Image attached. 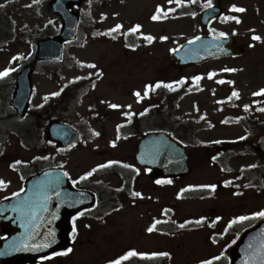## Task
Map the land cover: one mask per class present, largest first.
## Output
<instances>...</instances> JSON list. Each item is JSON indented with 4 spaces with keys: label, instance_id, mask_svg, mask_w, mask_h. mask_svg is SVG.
<instances>
[{
    "label": "rangeland",
    "instance_id": "1",
    "mask_svg": "<svg viewBox=\"0 0 264 264\" xmlns=\"http://www.w3.org/2000/svg\"><path fill=\"white\" fill-rule=\"evenodd\" d=\"M50 1L17 0L14 5L0 7V71L14 69L4 77L5 82L14 79L20 64L34 56L33 48L41 37L53 36L59 30L61 21L51 12ZM217 3L218 0H201L186 16H179L176 8L180 3L175 0L171 3L169 0H92L80 6L83 18L80 28L86 39L80 44H67L61 62L40 66L33 74L34 94L30 106L34 108L46 100L56 102L57 96L51 94L58 93L69 82L83 77L95 79L96 86L82 95L73 110L70 104H63L64 109L69 110L66 114L71 122L85 132L84 139L66 153L49 146L45 152L37 138L23 143L12 133L18 124L14 120L7 121L8 133L3 136L0 149V179L7 183L0 186V199L22 185L17 166L12 168L17 161L25 174L46 163L63 166L72 178L110 160L133 166L137 138H118L116 134V125L124 120V113L139 112L158 102L155 95L149 94L151 88H147L157 79L177 82L185 75L190 83L195 77H201L196 80L197 88L185 95L176 111L177 117L203 124L197 134L199 141L188 149L192 153L190 173L185 178L174 179L170 185L158 186L149 171L136 166L134 188L142 195L127 201L123 209L107 216L106 221L91 222L90 228L80 225L71 251L61 257L65 262L59 264H105L128 249L169 253L166 259L170 264H201L217 256L225 242H213L208 227L192 226L171 233L148 231L153 222L165 218L163 207L172 205L174 218L179 222L204 215L209 216V220L220 216L217 223L222 230L236 217L247 214L251 217L252 213L264 210V187L250 188L246 185L248 177L240 175L244 167L262 166L260 156L243 148H229L222 154L215 152L219 156L214 162L210 157L215 153L204 147L205 143L226 144L248 138L245 126L227 117L252 110L256 103L255 107H264V93H260L264 89V0L223 1L222 7L229 18L217 19L203 27L202 9ZM29 6L34 9L27 8ZM161 7L162 13L159 12ZM240 8L244 11H239ZM158 13L162 18L154 20L153 16ZM231 17H238L239 22ZM118 24L122 27L116 37L105 33L116 29ZM137 24L141 25L137 29L139 41L128 46L124 34ZM201 33L233 35L246 47L247 53L243 57L212 61L199 68L182 71L170 68L169 53ZM149 35L155 37L151 42L147 39ZM254 36L261 39L256 40ZM98 71L101 74L97 78L94 74ZM212 73L214 75H210ZM137 91L140 97L135 95ZM234 91L238 96L233 95ZM111 104L121 107L112 108ZM96 109L107 115L99 113L100 117H94ZM5 111L0 105V112ZM89 125L99 135L89 132ZM21 128L30 138L27 127L21 125ZM42 153L44 157H38L34 163L33 158ZM104 178L113 186L121 184L115 174ZM213 184L223 190L204 197L178 196L185 188L203 189L207 187L198 186ZM234 186L239 187L240 193ZM247 222L235 224V230ZM229 238L227 235L225 240Z\"/></svg>",
    "mask_w": 264,
    "mask_h": 264
},
{
    "label": "water",
    "instance_id": "2",
    "mask_svg": "<svg viewBox=\"0 0 264 264\" xmlns=\"http://www.w3.org/2000/svg\"><path fill=\"white\" fill-rule=\"evenodd\" d=\"M5 1L8 0H0V4ZM82 1L89 0H54L51 3V9L62 18L63 25L57 37L38 42L37 60L62 58L63 43L76 39L79 22L78 14L69 8ZM221 14L219 6L208 7L201 21L207 25ZM243 54L244 49L236 45L234 37L202 35L173 51L170 67L184 69L212 59ZM31 72L28 65L19 74L13 94L12 105L19 118L25 116L32 95ZM46 136L62 148L71 147L80 139L75 129L58 120L46 127ZM136 159L141 166L153 168L155 177L185 176L189 172L184 146L166 132L143 137ZM64 173L61 169L44 170L26 181L24 191L0 202V225L9 232L0 240L3 263L30 262L68 248L71 217L92 206L94 197L90 192L74 189ZM228 254L230 264H264V217L241 233Z\"/></svg>",
    "mask_w": 264,
    "mask_h": 264
},
{
    "label": "trees",
    "instance_id": "3",
    "mask_svg": "<svg viewBox=\"0 0 264 264\" xmlns=\"http://www.w3.org/2000/svg\"><path fill=\"white\" fill-rule=\"evenodd\" d=\"M199 4V0H191L190 2L191 6H197ZM186 9H188V7H184L180 11V13L182 15H185L187 11ZM161 81L164 82L163 84H160V87L158 88V94H161V110H159L157 106H154L145 111L144 114L133 115L132 117H128L127 122L120 125V129L135 138H138L146 131L167 130L173 133L187 147H190L191 145H193L192 141H194V139L196 138V131L198 130V128L196 126H192L189 119L179 118L176 115L179 101L189 91L188 89L190 88H188V84L184 80L180 81L181 83H179L176 87L172 89L167 87V81ZM158 82L159 81H156V85L158 84ZM94 84L95 81L82 79L66 85L61 90L60 95H58L56 102L46 101L39 109H31L28 115V119L31 121L33 126H44L46 122L51 118H60L62 120L70 121V116H67L66 114L69 110L64 109L63 104H70V110H73L74 106L79 102L81 95L80 91L82 90V87H84V89L86 90ZM8 115L9 113L0 116V123L5 118H7ZM241 117V123L246 125L247 131L251 134V136H261V140L259 138V140L251 138L238 143H233L231 145L235 148L238 146H244L250 150L256 148L257 154H259L264 160V114L261 116L255 112H248L247 117ZM6 133L7 132L4 129H0V136ZM217 147L218 146L208 147V150H215L217 149ZM26 148L28 147L26 146ZM190 154L192 156V153ZM115 168L116 169L113 168L109 171L116 170V172L119 173L121 176H128L125 175L126 172H124V170L119 169L117 167ZM245 171L253 173L255 177L259 178V182H261L262 184L264 183V165L263 168L255 166ZM161 227H164L165 230L169 232H174L177 229L176 223L174 221H170L166 224L163 223ZM159 261H152L150 263L156 264V262ZM162 261L163 259L161 258V263H163Z\"/></svg>",
    "mask_w": 264,
    "mask_h": 264
},
{
    "label": "snow or ice",
    "instance_id": "4",
    "mask_svg": "<svg viewBox=\"0 0 264 264\" xmlns=\"http://www.w3.org/2000/svg\"><path fill=\"white\" fill-rule=\"evenodd\" d=\"M169 2L171 3L172 2V0H169ZM175 2L177 3V4H179V3H181L182 2V0H175ZM235 7V6H234ZM164 11V9L161 7L160 9H159V12H163ZM239 11H244V9L243 8H240L239 9ZM160 18H162L160 15H159V13L157 14V15H154L153 16V19L155 20V19H160ZM231 19H236L237 20V22H239V18L238 17H231ZM122 27V25H116V29H119V28H121ZM141 27V25H139V24H137V25H135V27L134 28H132V29H130V31H136L137 29H139ZM115 30V29H114ZM220 35H227L226 33H220ZM147 39L149 40V42H151L153 39H155V37H152L151 35H149L148 37H147ZM163 39H167V37H163ZM196 39H198V37L196 38ZM254 39H256V40H260L261 39V37L260 36H254ZM15 59V58H14ZM93 67H95V65H93ZM14 69H11V68H6V69H4L3 71H0V78H4V77H6L11 71H13ZM227 71H234V69H227ZM210 75H214V73H212V74H210ZM195 80H197V81H199L200 79H201V77H199V76H197V77H195L194 78ZM164 82L163 81H161V82H158V84L156 85V87H159L160 86V84H163ZM174 83H177V84H179V83H181V82H174ZM221 83H223V81H221ZM172 85L171 84H168L167 85V87H171ZM153 86L152 85H148L147 86V88H152ZM260 93H264V89H261L260 90ZM259 94V93H258ZM51 95H58V93H52ZM135 95L137 96V97H140L141 96V93H140V91H137L136 93H135ZM233 95L234 96H238V92H233ZM112 108H119V107H121V105H118V104H111L110 105ZM129 108L131 107V105H129L128 106ZM246 107H249V106H246ZM124 115H131V113H124ZM97 135H99V133H97ZM113 144L115 145V141H113ZM16 163H20L19 161H17ZM118 163H121L120 161H108L107 162V165H98L97 167L98 168H103V167H106V166H110V165H113V164H118ZM15 165H13V167H14ZM128 167H133L132 165H128ZM96 171V169H93L92 171H90V172H88V173H86L84 176H81L80 177V179L81 180H83V179H85V178H87L88 176H91L92 174H93V172H95ZM137 171H139V169H137ZM149 171H150V169H149ZM64 175H68V173H64ZM169 183L171 182L170 180L168 181ZM7 182L6 181H4V180H2V179H0V186H4L5 184H6ZM157 183H164V181L163 180H157ZM198 187H207V188H212V189H215L216 188V185H200V186H198ZM15 195V194H14ZM133 195H135V196H141L142 194L141 193H139V192H135V193H133ZM84 213L83 212H81V213H79V215H83ZM259 217H264V210H261V211H257V212H254V213H252L251 214V217L250 216H239V217H236L233 221H231L230 222V224H235L237 221H244V220H248V219H250V218H259ZM156 223H160V221H156ZM155 226H156V224L154 223L153 224V226L152 227H150L149 229H148V231H152L153 230V228H155ZM180 227H184V225L183 224H181L180 225ZM73 231H75V228L73 229ZM52 237H53V241H54V233L52 234ZM47 246V245H46ZM66 251H71V249H67ZM53 255H55V253L53 254ZM153 256V257H156V256H167V255H170L169 253H158V252H153V253H146V252H137L136 250H131V251H129L125 256H123V257H121L120 258V260H125V259H128L129 257H132V256H145V257H147V256ZM213 259L215 260V259H219V257H213ZM120 260H117V261H112V262H110V264H120ZM201 264H211V261H202L201 262Z\"/></svg>",
    "mask_w": 264,
    "mask_h": 264
}]
</instances>
